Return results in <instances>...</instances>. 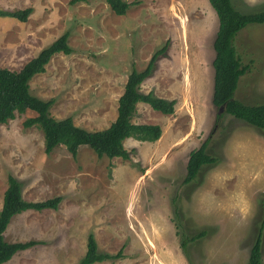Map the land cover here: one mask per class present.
Returning <instances> with one entry per match:
<instances>
[{
  "label": "rangeland",
  "instance_id": "rangeland-1",
  "mask_svg": "<svg viewBox=\"0 0 264 264\" xmlns=\"http://www.w3.org/2000/svg\"><path fill=\"white\" fill-rule=\"evenodd\" d=\"M126 1L118 15L104 0H0V9L31 7L25 21L0 15V66L18 70L68 32L72 52L53 54L29 81L32 94L53 100V117L107 127L132 68L142 70L162 47L140 90L175 100L172 114L137 103L132 121L158 124L161 135L126 138L129 159L99 157L85 145L75 157L64 145L46 154L41 130L23 126L32 110L0 123V206L8 174L26 200L61 196L56 209L12 216L5 240L37 243L2 264H77L89 233L99 252L121 251L92 264H248L264 221V127L212 103L216 13L208 0ZM231 2L242 12L264 9V0ZM233 44L248 66L234 98L264 103V22L246 24ZM205 140L216 161L183 183L190 151Z\"/></svg>",
  "mask_w": 264,
  "mask_h": 264
},
{
  "label": "trees",
  "instance_id": "trees-1",
  "mask_svg": "<svg viewBox=\"0 0 264 264\" xmlns=\"http://www.w3.org/2000/svg\"><path fill=\"white\" fill-rule=\"evenodd\" d=\"M81 0H69L70 4ZM109 8L118 15L126 13L129 3L126 0H104ZM216 13L218 28L213 39L214 58L212 66L213 92L212 103L224 106L226 113L257 128L264 127V103L246 104L234 98L238 80L248 66L242 64L241 59L233 44L237 32L248 23L264 22V9L258 12H242L234 6L231 0H208ZM31 12V7L15 10L0 9V15H9L17 20L25 21ZM165 47L154 52L142 70L132 68L127 76L122 93L117 100V112L114 120L105 128L89 130L76 125L70 116L57 119L50 113L52 99H43L30 92L29 81L37 73L45 70V65L55 53L70 54L68 32L57 36L50 44L41 48L33 57L26 61L20 69L12 70L0 66V123L7 122L17 113L22 114L32 110L35 115L24 119L23 126L35 125L41 130L44 139V152L46 154L59 145H64L67 151L75 157L78 148L85 145L92 149L99 157L107 156L130 158V151L124 146L126 138L139 141H156L161 135V127L153 123H135L132 117L137 103L148 104L152 109L163 114H172L175 109V100L160 97L153 91L140 90L143 80L152 74L154 61L158 53ZM207 140L189 153L186 163V174L183 183H188L195 178L197 172L204 164L213 163L216 157L206 152ZM61 196L56 195L44 200L29 201L22 196V183L13 174L7 176V187L3 193L0 209V264L9 260L17 251L36 244L37 241L8 242L4 238V231L13 215L28 209L42 210L44 208L56 209ZM264 221L262 223V226ZM257 232L252 243L248 264H262L260 241L262 228ZM201 231L196 236L203 235ZM195 236H192L194 238ZM186 239L180 245L184 248ZM119 250L115 254L98 251V246L93 233H89L86 242V251L77 264H92L105 259L118 258Z\"/></svg>",
  "mask_w": 264,
  "mask_h": 264
},
{
  "label": "crops",
  "instance_id": "crops-1",
  "mask_svg": "<svg viewBox=\"0 0 264 264\" xmlns=\"http://www.w3.org/2000/svg\"><path fill=\"white\" fill-rule=\"evenodd\" d=\"M237 86H238V85H237ZM236 88H237V87H236ZM1 206H2V204H1ZM1 206H0V209H1ZM46 209H50V208H46ZM29 210H32V209H29ZM25 211H26V210H25ZM36 211H37V210H36ZM13 217H14V216H13ZM13 217H12V218H13ZM14 218H15V217H14ZM8 228H9V226L7 225V227H6L5 231H4V236H5V232H7V229H8ZM18 229H19V228H18ZM16 232H17V231H16ZM4 238H5V237H4ZM13 240H14V239H13ZM30 247H31V246H30ZM32 248H34V247H32ZM32 248H31V249H32ZM24 250H25V249H24ZM29 250H30V249H29ZM19 251H22V250H19ZM19 251H18V252H19ZM27 251H28V250H27ZM27 251H26V252H27ZM16 254H17V253H16ZM14 256H15V255H14ZM7 261H8V260H7ZM5 262H6V261H5ZM3 263H4V262H3Z\"/></svg>",
  "mask_w": 264,
  "mask_h": 264
},
{
  "label": "water",
  "instance_id": "water-1",
  "mask_svg": "<svg viewBox=\"0 0 264 264\" xmlns=\"http://www.w3.org/2000/svg\"><path fill=\"white\" fill-rule=\"evenodd\" d=\"M222 108H223V106H220V108H219L218 112H220V111L222 110Z\"/></svg>",
  "mask_w": 264,
  "mask_h": 264
}]
</instances>
